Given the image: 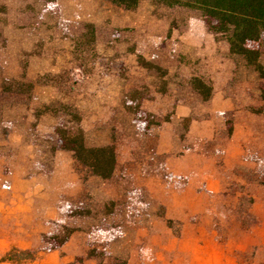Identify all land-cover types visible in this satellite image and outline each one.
<instances>
[{
  "label": "rangeland",
  "instance_id": "obj_1",
  "mask_svg": "<svg viewBox=\"0 0 264 264\" xmlns=\"http://www.w3.org/2000/svg\"><path fill=\"white\" fill-rule=\"evenodd\" d=\"M51 2L0 0V83L35 82L70 68L72 39L92 24L99 59L89 73L78 71L75 97L87 145L116 139L117 166L102 181L70 152H53L56 120L36 117L35 110L62 98L54 86L37 84L30 95L0 88V165L14 174L10 181L21 194L10 205L0 203V258H11L0 264H264V230L257 228L264 219V91L255 71L224 51L199 10L152 0L133 9L105 0ZM137 55L168 71L165 95L154 94L159 78L137 65ZM193 76L213 88L209 101L192 89ZM131 89L154 95L144 107L156 113L159 125L146 134L122 112L121 94ZM184 108L191 121L207 118L204 130L212 129L216 140L190 144L176 113ZM164 139L178 143L169 156L186 148L218 154L225 203L219 195L207 203L186 191L185 177L169 172L167 155L156 152ZM232 144L242 149L239 161L229 156ZM32 177L43 195L30 199L22 181ZM74 209L85 214H65ZM64 226L74 229L68 241L47 250L43 236H61ZM250 229L258 236L253 246L252 237H242ZM91 250L96 254L88 256ZM21 251L34 258L26 260Z\"/></svg>",
  "mask_w": 264,
  "mask_h": 264
},
{
  "label": "trees",
  "instance_id": "obj_2",
  "mask_svg": "<svg viewBox=\"0 0 264 264\" xmlns=\"http://www.w3.org/2000/svg\"><path fill=\"white\" fill-rule=\"evenodd\" d=\"M51 1V3H55V0ZM105 1L126 9H133L142 0ZM152 1L168 7L186 6L199 10L205 30L212 35L218 44L222 45V48L229 56L242 58L244 64L255 71L258 89L264 91V55L261 52V46L264 44V0ZM72 44L73 50L69 61L72 66L70 68L62 69L55 73H46L38 79L39 81L35 82L16 79L2 80L0 88L3 92L30 95L37 84L54 86L56 95H60L62 98L49 100L35 110L36 117H40L42 114H49L56 120L53 129L55 135L53 152L57 150L70 152L73 159L87 168L93 176L102 181H107L113 177L116 171L118 144L116 139L111 137L112 139L107 143L94 146L87 145L85 131L82 127V113L75 97V89L78 87L76 83L78 71L89 73L92 66H94L93 62L99 59V53L95 47L93 25L87 24L85 30L72 39ZM136 63L140 68L152 70L156 73L159 78V85L154 94L165 95L168 92V81L164 78L168 75V71L149 62L141 55L136 56ZM123 65L121 63V70H123ZM26 66L27 60L24 67H22L23 71ZM22 78H25V73ZM190 85L201 96L202 101L207 102L212 97L213 88L202 78L191 77ZM153 99L154 95L139 89H131L121 94L120 104L124 116L129 117L133 127L144 134L159 125L156 113L144 107L145 101ZM163 120L169 121L168 113ZM182 121L185 129H187L191 118L185 117ZM65 214L68 217L83 216L85 211L82 209L66 210ZM166 224L171 228L173 222L166 220ZM62 229L63 234L61 236L56 233L43 236L42 242L48 245L47 250L62 247L74 232V229L65 226ZM174 233L178 234L177 231H174ZM95 254L96 251L94 250L88 252V256ZM19 255H22L26 260L34 258V255L24 251L19 252ZM5 256L1 257L0 261L11 260V258L8 259Z\"/></svg>",
  "mask_w": 264,
  "mask_h": 264
},
{
  "label": "crops",
  "instance_id": "obj_3",
  "mask_svg": "<svg viewBox=\"0 0 264 264\" xmlns=\"http://www.w3.org/2000/svg\"><path fill=\"white\" fill-rule=\"evenodd\" d=\"M214 98L212 99V103L214 102ZM222 106H226L228 103L226 101L221 102ZM228 108V107H227ZM229 109V108H228ZM177 115L180 118L188 117L189 109H181L179 113V109L176 110ZM210 121L202 117L201 119L193 118L190 122L189 126L187 127V132L185 133L186 136H188V140L190 141V144L195 145V142H207L208 140H216V134L210 129L211 131H205L204 128L207 129L209 126ZM162 132L160 137L164 135ZM197 135V136H195ZM164 137V136H163ZM228 139V138H227ZM167 143L171 144V146L167 147ZM196 143V144H198ZM173 144V145H172ZM178 144V143H177ZM176 142H169L167 139L160 140L158 147L156 149V152L158 154H166L168 158H166V166L168 168L169 172H172L175 175L184 176L186 179V191L190 190L194 195H200L203 198L205 197L208 203V200L210 197L214 195H219V197H222V200H224V194L225 189L227 186L226 182V176L223 174V172L216 166V159L217 155H214L213 153L205 154V151L199 152V150H191L190 149H183L180 150L181 153L176 154L175 156H169L172 152L170 149L177 148L178 145ZM232 151H228L227 154L224 155V166L226 168H229L228 163L225 161L227 158L228 153L230 152L229 156L233 158L234 161L240 159L242 155V149L239 145L232 144ZM231 150V149H230ZM222 153V152H221ZM219 152V155L221 154ZM234 168V167H233ZM14 174L12 172H9L8 174H5L2 171L1 165H0V195L2 196V200H0V203L8 204L14 200H17V198L21 195L18 193L16 186L14 182L10 181V178H13ZM34 178L30 179H23L22 184L25 187V191L28 194H25V197H30L32 199L36 196L43 195L42 193H38V185L36 184V181L34 182ZM6 183V184H5ZM200 188L199 192L197 189ZM221 190V192H220ZM189 191V192H190ZM24 198V197H23ZM7 199V200H6ZM25 202H28L27 199H25ZM5 201V202H4ZM223 203V204H224ZM21 205V204H19ZM255 206L257 204H254ZM254 206V207H255ZM254 211H257V208H254ZM257 227L259 230H264V219H258ZM256 227L253 229L256 230ZM250 229L244 232L242 234V237L249 236L252 237L253 241L251 240L250 246L256 245L258 236L253 235L254 230ZM241 238L237 240L239 242ZM230 244H228L229 246Z\"/></svg>",
  "mask_w": 264,
  "mask_h": 264
}]
</instances>
